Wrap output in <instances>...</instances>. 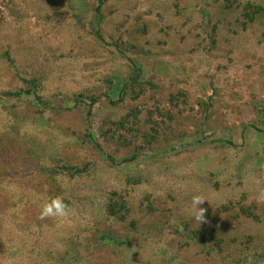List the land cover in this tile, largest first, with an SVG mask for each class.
I'll list each match as a JSON object with an SVG mask.
<instances>
[{
	"label": "rangeland",
	"instance_id": "rangeland-1",
	"mask_svg": "<svg viewBox=\"0 0 264 264\" xmlns=\"http://www.w3.org/2000/svg\"><path fill=\"white\" fill-rule=\"evenodd\" d=\"M0 264H264V0H0Z\"/></svg>",
	"mask_w": 264,
	"mask_h": 264
},
{
	"label": "clouds",
	"instance_id": "clouds-1",
	"mask_svg": "<svg viewBox=\"0 0 264 264\" xmlns=\"http://www.w3.org/2000/svg\"><path fill=\"white\" fill-rule=\"evenodd\" d=\"M206 199L199 195H195L191 200V208L194 220L200 225L201 223H207L206 219V209L200 207ZM69 215V205L65 203L63 197L51 198L49 201L42 205V210L40 212V219L44 220L46 218H57L65 219Z\"/></svg>",
	"mask_w": 264,
	"mask_h": 264
},
{
	"label": "trees",
	"instance_id": "trees-1",
	"mask_svg": "<svg viewBox=\"0 0 264 264\" xmlns=\"http://www.w3.org/2000/svg\"><path fill=\"white\" fill-rule=\"evenodd\" d=\"M100 7H101V4H100V6H99L98 10H100Z\"/></svg>",
	"mask_w": 264,
	"mask_h": 264
}]
</instances>
